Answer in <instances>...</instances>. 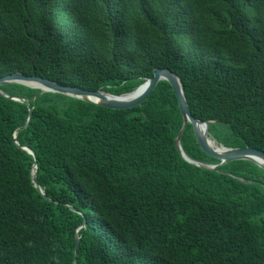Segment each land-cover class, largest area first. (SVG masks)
Wrapping results in <instances>:
<instances>
[{
	"label": "trees",
	"instance_id": "16d2710c",
	"mask_svg": "<svg viewBox=\"0 0 264 264\" xmlns=\"http://www.w3.org/2000/svg\"><path fill=\"white\" fill-rule=\"evenodd\" d=\"M155 67L216 142L264 151V0H0V76L120 95ZM0 88V264H264V170L183 159L166 80L126 109ZM180 143L219 163L189 123Z\"/></svg>",
	"mask_w": 264,
	"mask_h": 264
},
{
	"label": "water",
	"instance_id": "95a60500",
	"mask_svg": "<svg viewBox=\"0 0 264 264\" xmlns=\"http://www.w3.org/2000/svg\"><path fill=\"white\" fill-rule=\"evenodd\" d=\"M160 80H166L177 98L178 106L182 115V125L175 137V146L178 150L180 156L188 161L189 163L204 169L214 170L217 165H223L227 162L234 160H249L258 165L261 169L264 170V151L258 148L243 146V147H226L223 144H219L215 141V139L209 134V125L214 123L213 120H200L195 118L189 109L187 104L183 85L180 77L172 70L167 67H155L152 71V76L147 78L142 84L137 86L133 91L115 95L102 90H87L80 88L74 85H64L59 84L56 81L51 79L37 76L35 73L30 75H26L22 72H12L5 75L0 76V86L8 83H21L31 87L39 88L42 91H50L56 92L60 94H64L67 96L75 97L82 99L87 102L94 103L98 106L110 108V109H126L139 105L148 94L155 88L156 84ZM0 94L5 95V93L0 88ZM9 97V96H7ZM14 99L24 101L23 98L12 97ZM31 109L29 110V117L27 122L20 128L23 129L26 127L30 115ZM189 123L193 129V133L199 147L209 156L214 157L219 160L218 164H207L197 160L190 158L185 154L181 147L180 138L186 127V124ZM17 132L14 134V140H16ZM23 148L34 156V163L32 170V181L35 187L39 190V192L43 193L40 186L36 182V159L34 152L28 148L27 146H23ZM79 241V237L76 235L75 237V251L74 256L76 254V248Z\"/></svg>",
	"mask_w": 264,
	"mask_h": 264
}]
</instances>
